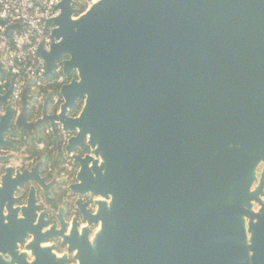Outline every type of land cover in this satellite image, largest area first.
I'll return each mask as SVG.
<instances>
[{
	"label": "water",
	"instance_id": "95a60500",
	"mask_svg": "<svg viewBox=\"0 0 264 264\" xmlns=\"http://www.w3.org/2000/svg\"><path fill=\"white\" fill-rule=\"evenodd\" d=\"M78 1L39 49L45 77L63 64L60 111L29 119L31 80L19 113L0 91V264H264V0ZM47 124L94 197L82 225L42 210L65 183L45 157L12 163L8 135Z\"/></svg>",
	"mask_w": 264,
	"mask_h": 264
},
{
	"label": "built area",
	"instance_id": "2783aa9c",
	"mask_svg": "<svg viewBox=\"0 0 264 264\" xmlns=\"http://www.w3.org/2000/svg\"><path fill=\"white\" fill-rule=\"evenodd\" d=\"M81 1L83 0L78 2ZM60 2L61 0H0V64L9 69L8 73L11 74L10 78L3 75L5 72L1 74L0 91L5 93L14 80L8 103L13 104L16 113H19L22 110L24 88L31 80L29 94L36 93V97L29 110V114L32 112L35 117L29 118L30 120L41 115L43 103L49 98L47 94L53 93L52 98H49L48 110L52 107L49 113H58L63 102L60 88L67 81L63 64L61 61L57 62L54 75L45 77L47 64L39 53L40 47L48 51L57 42L53 21L60 13ZM55 87L58 90L54 93ZM5 108L6 104H0V119L5 114ZM22 134L8 135L17 144V148L12 151L25 158L18 160L19 163L15 166H31L41 159L36 155H28L29 146L38 150H53L55 147L49 139L53 134L49 125L43 128L40 135L34 134L32 140L26 133ZM6 166V163L0 162V178ZM47 171L51 176L57 173L58 178L66 182L71 181L76 174L71 158L66 156L61 157L56 166L49 164Z\"/></svg>",
	"mask_w": 264,
	"mask_h": 264
},
{
	"label": "flooded vegetation",
	"instance_id": "af4514ba",
	"mask_svg": "<svg viewBox=\"0 0 264 264\" xmlns=\"http://www.w3.org/2000/svg\"><path fill=\"white\" fill-rule=\"evenodd\" d=\"M74 168L76 169V173L78 170L77 165L74 164ZM262 167L259 169V173L261 171ZM44 174L49 176L50 180V173L45 169L44 167ZM76 181V174L72 176V180L69 182L63 183L58 185L57 187L53 188L51 191L52 193L49 194L48 196L44 197L42 193H40L39 198H40V203L43 205L42 210L47 212V216L51 218L52 222H56L55 218L51 217V213H49V209L54 208L56 212H60L64 216V219L68 222V227L74 223V221H78L80 225L84 224L82 220V216L80 214V211L76 205V202L78 199H81L83 202H87L89 208L94 211L96 206L94 205V197L90 194L80 197L79 195L74 194L68 187V185L71 182ZM258 184V181L257 183ZM96 226L93 227V229ZM57 252L59 254H62L65 251V247L61 246L59 241L57 242ZM23 248V246H21ZM71 257V262H75L72 260V255ZM30 259H33L32 256L29 257Z\"/></svg>",
	"mask_w": 264,
	"mask_h": 264
},
{
	"label": "trees",
	"instance_id": "16d2710c",
	"mask_svg": "<svg viewBox=\"0 0 264 264\" xmlns=\"http://www.w3.org/2000/svg\"><path fill=\"white\" fill-rule=\"evenodd\" d=\"M76 7L79 8L80 12L85 11V9H86V1L83 0L81 2H78L76 4ZM3 75L5 77L6 76L9 77V78L11 77V74L8 73V72H5ZM73 76H76V74L73 73ZM56 90H58L57 87H55L54 93H55ZM52 94L53 93L47 94V97H49L51 99L52 98ZM49 110L52 111V107H50ZM78 112H79V108H76V109H73L71 113L72 114H77ZM34 117H35L34 113L31 112L29 114V118L32 119ZM15 134H19V133L15 130ZM49 139H50L51 143L54 144V146H55L53 150H47V149L38 150V149H36L33 146H29L28 149H27V153H28L29 156H35L36 155L39 158H42V157L46 158V162H45V169L46 170H47V167H48L49 164H51L53 166L54 165L56 166L58 164V162H59V159L61 157H63L62 155H60V156L57 155V150H56L57 143H56V139H55L54 135L52 134L49 137Z\"/></svg>",
	"mask_w": 264,
	"mask_h": 264
},
{
	"label": "rangeland",
	"instance_id": "374dc122",
	"mask_svg": "<svg viewBox=\"0 0 264 264\" xmlns=\"http://www.w3.org/2000/svg\"><path fill=\"white\" fill-rule=\"evenodd\" d=\"M88 7H89V3L86 2V9H87ZM86 9H85V10H86ZM48 125L50 126V124H47L46 126H48ZM46 126H45V127H46ZM17 161H18V160H14V161H13L14 165H17V164L19 163V162H17ZM72 263L74 264L75 262H72Z\"/></svg>",
	"mask_w": 264,
	"mask_h": 264
},
{
	"label": "crops",
	"instance_id": "0c3cea01",
	"mask_svg": "<svg viewBox=\"0 0 264 264\" xmlns=\"http://www.w3.org/2000/svg\"><path fill=\"white\" fill-rule=\"evenodd\" d=\"M13 163V162H12Z\"/></svg>",
	"mask_w": 264,
	"mask_h": 264
}]
</instances>
